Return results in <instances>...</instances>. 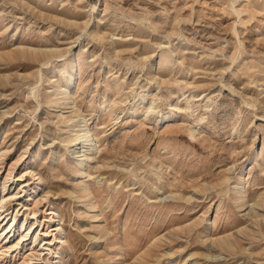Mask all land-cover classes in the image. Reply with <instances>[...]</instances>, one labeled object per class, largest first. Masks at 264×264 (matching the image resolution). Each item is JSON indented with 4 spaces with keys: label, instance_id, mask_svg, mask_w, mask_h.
<instances>
[{
    "label": "rangeland",
    "instance_id": "374dc122",
    "mask_svg": "<svg viewBox=\"0 0 264 264\" xmlns=\"http://www.w3.org/2000/svg\"><path fill=\"white\" fill-rule=\"evenodd\" d=\"M0 264H264V0H0Z\"/></svg>",
    "mask_w": 264,
    "mask_h": 264
},
{
    "label": "bare ground",
    "instance_id": "6f19581e",
    "mask_svg": "<svg viewBox=\"0 0 264 264\" xmlns=\"http://www.w3.org/2000/svg\"><path fill=\"white\" fill-rule=\"evenodd\" d=\"M232 4H233V3H232ZM232 7H233V12H236V11L239 12V10L235 7L234 4L232 5ZM88 134H89V133L86 132V133L83 134V136L76 137V138L72 141V146H71V148H75V147H77V146L80 144L81 139L85 138L84 140H86V139L88 138ZM80 166H82V164H81ZM39 179H41V178H39ZM37 180H38V179H37ZM35 184L38 185V183H36V182H35ZM35 189H37L36 186H34L33 190H35ZM14 222H15V221H14ZM9 224H10V223H9ZM13 226H14V225L12 224L9 228H7V230L9 231L10 229H12ZM11 231H12V230H10V232H11ZM223 240H225V239H223ZM211 242H212V241H211Z\"/></svg>",
    "mask_w": 264,
    "mask_h": 264
}]
</instances>
